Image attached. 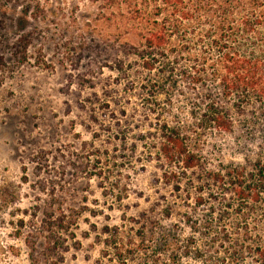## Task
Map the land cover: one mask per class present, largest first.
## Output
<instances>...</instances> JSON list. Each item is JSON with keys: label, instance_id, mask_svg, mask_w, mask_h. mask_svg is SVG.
<instances>
[{"label": "rangeland", "instance_id": "374dc122", "mask_svg": "<svg viewBox=\"0 0 264 264\" xmlns=\"http://www.w3.org/2000/svg\"><path fill=\"white\" fill-rule=\"evenodd\" d=\"M130 1L0 0V264H264V92L226 95L198 20L145 55Z\"/></svg>", "mask_w": 264, "mask_h": 264}, {"label": "trees", "instance_id": "16d2710c", "mask_svg": "<svg viewBox=\"0 0 264 264\" xmlns=\"http://www.w3.org/2000/svg\"><path fill=\"white\" fill-rule=\"evenodd\" d=\"M107 1L116 4L123 0ZM215 1L217 0H207V3L205 0H131L128 6L131 19L145 29L142 36L143 53L147 56L157 52L167 55L165 52L170 43L176 38H185V29L198 20V28L202 25L208 28L200 33L199 38H208L210 51L218 53L216 57L208 56L202 65L211 68L210 63H213V72L220 68V83L226 95L230 97L237 94L241 97L250 96L255 90L264 92V81H253L256 77H264V66L258 64L259 60H264V43L250 50H242V46L249 44L255 37L258 28L264 29V0H225L219 1V4ZM217 6L223 9L219 20L209 22V17H218ZM209 30H212L210 35ZM146 64L150 63L147 61ZM206 71L207 68L201 75L204 76ZM218 118L222 120L218 119L221 127L231 130L229 120H223L221 116ZM159 150L169 162L181 161L187 169L198 166V158L189 151L184 139L175 133L165 137ZM262 193L256 185L254 188L246 185L239 191L241 196L254 200H259Z\"/></svg>", "mask_w": 264, "mask_h": 264}]
</instances>
